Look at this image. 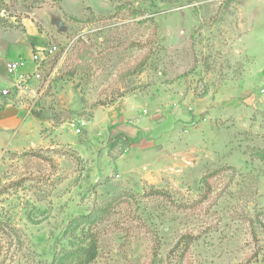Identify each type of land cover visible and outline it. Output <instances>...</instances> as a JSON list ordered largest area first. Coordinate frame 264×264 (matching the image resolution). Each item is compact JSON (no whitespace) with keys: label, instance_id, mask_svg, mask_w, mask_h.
<instances>
[{"label":"rangeland","instance_id":"1","mask_svg":"<svg viewBox=\"0 0 264 264\" xmlns=\"http://www.w3.org/2000/svg\"><path fill=\"white\" fill-rule=\"evenodd\" d=\"M0 8L56 49L13 104L43 126L0 156V264H264V0Z\"/></svg>","mask_w":264,"mask_h":264},{"label":"crops","instance_id":"2","mask_svg":"<svg viewBox=\"0 0 264 264\" xmlns=\"http://www.w3.org/2000/svg\"><path fill=\"white\" fill-rule=\"evenodd\" d=\"M48 46V37L38 30L32 18L23 17L18 21L0 10V91L8 84L6 63L26 60L24 71L31 72L34 69L30 63L33 52L47 49ZM42 126V119L5 102L0 96V156L6 152H21L30 148L39 137Z\"/></svg>","mask_w":264,"mask_h":264},{"label":"built area","instance_id":"3","mask_svg":"<svg viewBox=\"0 0 264 264\" xmlns=\"http://www.w3.org/2000/svg\"><path fill=\"white\" fill-rule=\"evenodd\" d=\"M56 53L55 47H50L44 50L33 52L30 63L34 66L31 72L24 71L27 64L26 60L18 59L6 63L5 71L8 78L6 88L0 91L2 98L9 99L10 104H21V99L24 96L31 97L30 101H37L38 94L35 93L34 84H39L42 80L41 71L47 63L48 58Z\"/></svg>","mask_w":264,"mask_h":264},{"label":"trees","instance_id":"4","mask_svg":"<svg viewBox=\"0 0 264 264\" xmlns=\"http://www.w3.org/2000/svg\"><path fill=\"white\" fill-rule=\"evenodd\" d=\"M0 10H1V8H0ZM1 12H3V11H1ZM96 256H97V246H96V242L93 239L88 243L86 248L80 254V256H79L80 260L78 263L79 264H90L95 260Z\"/></svg>","mask_w":264,"mask_h":264}]
</instances>
